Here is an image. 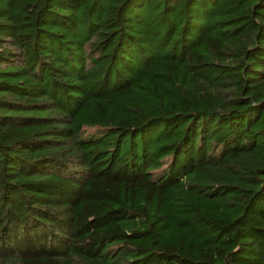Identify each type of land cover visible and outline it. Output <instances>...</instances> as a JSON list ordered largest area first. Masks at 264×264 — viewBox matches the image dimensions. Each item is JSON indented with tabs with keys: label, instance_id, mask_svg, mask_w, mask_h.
Listing matches in <instances>:
<instances>
[{
	"label": "trees",
	"instance_id": "trees-1",
	"mask_svg": "<svg viewBox=\"0 0 264 264\" xmlns=\"http://www.w3.org/2000/svg\"><path fill=\"white\" fill-rule=\"evenodd\" d=\"M0 264H264V0H0Z\"/></svg>",
	"mask_w": 264,
	"mask_h": 264
}]
</instances>
